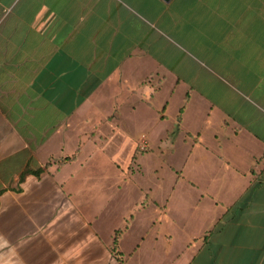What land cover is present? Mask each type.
<instances>
[{
  "label": "crops",
  "instance_id": "0c3cea01",
  "mask_svg": "<svg viewBox=\"0 0 264 264\" xmlns=\"http://www.w3.org/2000/svg\"><path fill=\"white\" fill-rule=\"evenodd\" d=\"M158 116L178 179L126 208ZM0 264H264V0H0Z\"/></svg>",
  "mask_w": 264,
  "mask_h": 264
},
{
  "label": "rangeland",
  "instance_id": "374dc122",
  "mask_svg": "<svg viewBox=\"0 0 264 264\" xmlns=\"http://www.w3.org/2000/svg\"><path fill=\"white\" fill-rule=\"evenodd\" d=\"M208 34L209 33H205L203 31V44H206V41L208 40H212L207 36ZM193 36L197 39V34H193ZM201 44L202 41L200 39L199 45ZM160 101L162 102L161 97L158 96L154 98V102L157 106H160ZM161 114L162 111H159L158 115ZM170 129L171 124H169L163 119L161 121V118L159 116L151 122H146L145 120H142L137 125H133L132 127H125L124 132L130 133L133 136L138 137L139 143L137 144V148L135 149L134 153L136 154L135 162L136 164H138L137 167H141V172H138V174L135 176L131 183L130 181H128L129 186L125 188L127 193L124 195L122 200H124L126 208L128 206H132L134 201H139L143 198V192L141 188H145V190H147L148 187H151V197H155L157 199L169 198L168 195L171 194L170 187L175 184V180L178 179V175L173 170H170L168 163L169 161H173L175 164H178L180 162L179 157L181 156V154H179L178 148H182L180 142L177 143V148L174 149V154L172 153L171 155L169 150V142L165 136L166 132H168ZM148 131H151L152 133V137L150 138V148L146 143L145 139V141L139 139L143 132L149 134ZM124 136H126L125 133L123 137ZM136 139L137 138H135V142ZM129 144L126 148L130 146ZM125 145L126 144L122 145L123 148ZM123 148H118V151L116 152L118 154V157L122 159L127 157L126 148ZM104 152L108 151L106 150ZM108 156V154L105 155V157ZM172 195L173 196L171 198L174 203L178 204L177 206L181 207L180 209L183 210L184 206L182 204L187 200L188 191L186 189H177L174 192L172 191ZM119 210L120 209L118 208L117 213L119 212ZM168 216L180 217L179 212L175 211L171 212ZM115 217L117 218V216ZM117 233L119 234L120 230Z\"/></svg>",
  "mask_w": 264,
  "mask_h": 264
},
{
  "label": "trees",
  "instance_id": "16d2710c",
  "mask_svg": "<svg viewBox=\"0 0 264 264\" xmlns=\"http://www.w3.org/2000/svg\"><path fill=\"white\" fill-rule=\"evenodd\" d=\"M73 158L72 157H68L65 161L67 160H72ZM65 161H62L60 164L64 163ZM49 164V163H48ZM42 169H37V170H28L27 172H33L34 174H39V172L41 171ZM117 240H118V237L115 238V243H117Z\"/></svg>",
  "mask_w": 264,
  "mask_h": 264
},
{
  "label": "water",
  "instance_id": "95a60500",
  "mask_svg": "<svg viewBox=\"0 0 264 264\" xmlns=\"http://www.w3.org/2000/svg\"><path fill=\"white\" fill-rule=\"evenodd\" d=\"M166 1H169V0H166Z\"/></svg>",
  "mask_w": 264,
  "mask_h": 264
}]
</instances>
